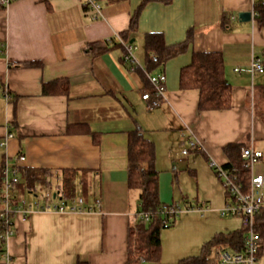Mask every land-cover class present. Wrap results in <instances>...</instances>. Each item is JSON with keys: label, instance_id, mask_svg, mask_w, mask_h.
Segmentation results:
<instances>
[{"label": "crops", "instance_id": "1", "mask_svg": "<svg viewBox=\"0 0 264 264\" xmlns=\"http://www.w3.org/2000/svg\"><path fill=\"white\" fill-rule=\"evenodd\" d=\"M255 1L100 0L99 19L78 0H14L0 10V177L6 164L16 168L14 196L31 206L28 214L14 212L0 264H126L129 228L141 207L140 190L129 184L136 131L153 143L159 200L209 207L185 212L161 231V264L198 256L216 234L243 226L222 216L228 195L209 162L232 163L230 145L240 158L249 146L264 152V72L235 71L249 68L253 56L264 60V26L253 15L239 17L252 13ZM150 33L186 48L152 63L145 49ZM116 34L133 46L138 66L125 59ZM105 41L101 53L90 47ZM211 52L222 55L231 85L227 109L200 110L199 90L180 84L194 54ZM158 74L166 76L167 98L150 108L142 95ZM189 140L204 149L184 155ZM22 167L37 172L35 189ZM253 173L264 177V157ZM47 192L50 205L81 197L82 210L36 207L37 200L46 204Z\"/></svg>", "mask_w": 264, "mask_h": 264}, {"label": "trees", "instance_id": "2", "mask_svg": "<svg viewBox=\"0 0 264 264\" xmlns=\"http://www.w3.org/2000/svg\"><path fill=\"white\" fill-rule=\"evenodd\" d=\"M6 6L0 4V10ZM256 12L255 18L260 26H264V0H256L254 4ZM135 19V18H134ZM225 20L229 17L225 15ZM135 22V20L133 21ZM133 27V24H132ZM113 41V39H112ZM108 41L103 43L90 44V47L101 53L107 50ZM187 42L178 45L168 46L165 43L161 33H150L146 35L145 49L150 62L164 63L166 60L183 52ZM36 62L28 64H17V66H33ZM66 85L64 80L56 82ZM182 89L196 88L200 92L199 108L200 110H222L231 105V85L225 78L224 61L220 53H196L193 56L190 65L183 68L181 72ZM45 92H47V85ZM151 96H155L154 89L151 90ZM234 151L232 154V163L225 164V167L232 165L241 169L242 178L249 180V170L246 163L239 156L236 145H230ZM25 176L26 185L29 189L33 188V180L37 177V172L27 168H19ZM158 176L159 172L155 168V151L153 143L147 140L141 131H136L129 140V184L133 188L140 190V211L152 210L157 211L166 203H162L158 197ZM66 185L70 179H65ZM3 189L2 177H0V191ZM71 194V193H70ZM75 198L72 194L70 195ZM1 197V196H0ZM138 212V213H139ZM155 213L150 221L138 218L135 224L131 225L128 232V260L126 264H161L162 239L161 231L163 227V216ZM176 222V221H175ZM175 222L169 228L175 225ZM255 229L261 237L259 255L264 243V208L256 216ZM5 233V226L0 220V252L4 250L5 240L1 236ZM247 228L242 226L240 229L229 232L216 234L210 241L202 247V252L198 256H192L180 260L177 264H219L220 253L223 251L234 252L240 250L244 243ZM143 259V261H142Z\"/></svg>", "mask_w": 264, "mask_h": 264}, {"label": "built area", "instance_id": "3", "mask_svg": "<svg viewBox=\"0 0 264 264\" xmlns=\"http://www.w3.org/2000/svg\"><path fill=\"white\" fill-rule=\"evenodd\" d=\"M14 0H0V4L7 6ZM84 6L86 12L90 13L93 19L104 18L101 10L100 0H78ZM255 16V9L252 11ZM115 37L124 45L125 59L129 61L134 67L138 66V61L133 52V46L125 42L121 35L116 34ZM236 72L248 71L252 75L258 72H264V60L258 56H253L249 68H236ZM150 82L153 86L155 96L152 97L149 92L144 93L142 98L148 102V106L155 107L160 104L161 100L166 97V76L158 74L150 76ZM8 137H12L10 133ZM204 145L200 140H189L188 147L183 150V154L187 155L190 150L202 151ZM264 152L253 148L252 146L246 147L241 151V158L246 163L249 170V180L246 181L242 178L241 169L238 166L232 165L225 167L219 164L216 160H210V166L215 170L217 177L221 180L223 187L228 195V202L222 209L221 214L224 217H238L242 220L243 226L247 228L245 243L243 247L234 252L223 251L220 253L219 264H263L259 261V247L261 237L255 229V220L259 211L264 208V177L253 173L254 165L262 160ZM21 160H25L24 156H20ZM18 170L16 168L10 169L7 164L2 167V185L3 189L0 191V202L3 204L0 210V220L3 221L5 226V233L1 236L4 240L8 239L12 233V216L14 212L20 210L24 214L31 212L29 206L24 200L17 201L14 196V187L18 184L17 177ZM52 193L47 192L43 198L47 201L46 204H40V201L35 202V206L41 209H55L58 211H81L83 199L75 197L71 205L55 204L50 205L52 200ZM100 206V203L98 202ZM208 206L181 204L173 202L165 204L163 207L158 208L157 211L152 210L140 211L138 218L150 221L155 213L163 216V227L169 228L185 212L197 210L201 213L207 212ZM9 259V256H8Z\"/></svg>", "mask_w": 264, "mask_h": 264}, {"label": "water", "instance_id": "4", "mask_svg": "<svg viewBox=\"0 0 264 264\" xmlns=\"http://www.w3.org/2000/svg\"><path fill=\"white\" fill-rule=\"evenodd\" d=\"M239 17L244 19V20H250L252 17V13L251 12H243L239 14Z\"/></svg>", "mask_w": 264, "mask_h": 264}]
</instances>
